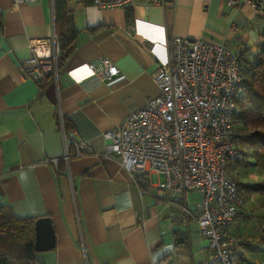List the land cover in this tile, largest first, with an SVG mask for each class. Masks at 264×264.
I'll return each instance as SVG.
<instances>
[{
  "label": "crops",
  "instance_id": "0c3cea01",
  "mask_svg": "<svg viewBox=\"0 0 264 264\" xmlns=\"http://www.w3.org/2000/svg\"><path fill=\"white\" fill-rule=\"evenodd\" d=\"M66 6L78 31L76 48L59 66L57 78L49 76L40 85L19 65L28 55L29 40L52 35V0L20 6L0 0V204L17 217L51 218L55 245L36 254L41 264H203L207 240L193 218L181 220L179 208L185 203L194 211L190 195L197 194L159 195V175L138 186L118 158L98 152L75 157L70 145L67 163L59 114L68 140H86L103 151L102 132L120 126L157 96L152 74L167 61L170 36L225 42L230 49L229 42L237 57L248 55L247 47L263 37L251 32V39H237L232 28L224 31L219 24L224 13L238 11L225 0L138 3L129 8L131 26L125 9H99L90 0H67ZM241 10L259 16L248 6ZM99 58L110 59L119 76L110 81L89 76L85 64ZM245 192V207L228 226L237 236L262 218V203L254 200L264 194ZM248 247L246 252L240 247V264L247 256L251 264L250 252L256 249Z\"/></svg>",
  "mask_w": 264,
  "mask_h": 264
},
{
  "label": "built area",
  "instance_id": "2783aa9c",
  "mask_svg": "<svg viewBox=\"0 0 264 264\" xmlns=\"http://www.w3.org/2000/svg\"><path fill=\"white\" fill-rule=\"evenodd\" d=\"M38 0H12L14 6ZM229 7H250L264 17V0H225ZM99 9L132 8L138 3L165 5V0H90ZM53 6V0H52ZM59 45L55 30L48 38L31 39L28 55L19 70L37 84L49 76L57 78ZM89 76L110 81L119 70L108 58L85 64ZM157 96L129 113L123 124L102 132L103 151L86 140H68L62 127L65 150L62 160L92 153L118 158L138 186L149 175L159 195L197 194L195 209L180 204L181 220L193 218L199 234L207 240L203 264H240V240L228 231L245 200L230 177L228 164L242 160L236 145L235 100L244 92L241 65L225 42L170 36L167 61L152 74ZM57 165V159L48 160ZM59 173V170L56 169Z\"/></svg>",
  "mask_w": 264,
  "mask_h": 264
},
{
  "label": "trees",
  "instance_id": "16d2710c",
  "mask_svg": "<svg viewBox=\"0 0 264 264\" xmlns=\"http://www.w3.org/2000/svg\"><path fill=\"white\" fill-rule=\"evenodd\" d=\"M66 4L67 0H53L54 30L59 45L58 68L75 50L78 37ZM125 20L128 26L133 24L129 8L125 9ZM257 49L252 57L238 56L245 90L235 100L234 123L236 145L243 158L232 164L251 165L240 149L245 146L251 151L253 165L264 169V35ZM236 183L248 190L264 193V180L252 185ZM38 217H17L7 204H0V264H41L34 248V221Z\"/></svg>",
  "mask_w": 264,
  "mask_h": 264
},
{
  "label": "rangeland",
  "instance_id": "374dc122",
  "mask_svg": "<svg viewBox=\"0 0 264 264\" xmlns=\"http://www.w3.org/2000/svg\"><path fill=\"white\" fill-rule=\"evenodd\" d=\"M241 11H242L241 9L238 10L237 15L231 14L229 10L224 13L225 18L219 21V24L223 26V30L227 32L230 30V28H232V32L237 39L238 38H241V39L250 38L251 39L252 38L251 32H253L254 34H261L259 37L262 38L263 37L262 33L264 32V17L256 16V15L248 16V15H245L243 11L242 12ZM227 15H229L230 17L228 21H226ZM259 40L253 43V45H250L249 47H247L248 49H250L247 52L249 57H252V55L256 54L258 50L256 47V44L259 42ZM227 46L232 50L234 48L233 45L229 42L227 43ZM240 149L245 152L246 160L249 159L248 162L251 165L242 166L241 164H228V171H229L230 177L236 182H248L252 184H257V183L262 182L264 180V169L260 166L257 167L253 165L251 161L252 159H251L250 149H248L245 146H241ZM239 188L245 200V198L247 197V194L245 192L246 188L242 186H239ZM190 197H191L190 200L192 201L191 202L192 206H194L198 198L193 194H191ZM254 202L258 205L262 203V218L258 219V221L256 222L257 224L252 223L248 225L246 227V234L238 235V236L235 235V236L240 240L241 247H243L244 252H246L245 249L248 250L249 248L248 246L255 247L253 249H256V250H251V252L248 251L252 255L251 257H249V258H252L250 262L251 264H264V195H262V198L258 197V199L254 200ZM244 207H242L240 210H242ZM251 207H253L252 203L248 205V208H246V210L248 211L249 208ZM251 213H254V215H257L256 211L251 212ZM254 223H255V220H254ZM248 243L250 244L248 245ZM242 263L249 264L248 256L246 258H243Z\"/></svg>",
  "mask_w": 264,
  "mask_h": 264
},
{
  "label": "water",
  "instance_id": "95a60500",
  "mask_svg": "<svg viewBox=\"0 0 264 264\" xmlns=\"http://www.w3.org/2000/svg\"><path fill=\"white\" fill-rule=\"evenodd\" d=\"M55 245V232L52 220L48 216H41L34 221V248L37 252L52 249Z\"/></svg>",
  "mask_w": 264,
  "mask_h": 264
}]
</instances>
